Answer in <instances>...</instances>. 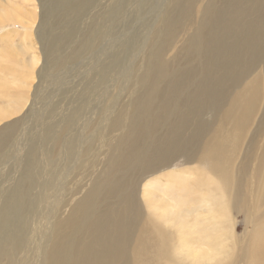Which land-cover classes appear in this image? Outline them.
Returning <instances> with one entry per match:
<instances>
[{
  "label": "bare ground",
  "instance_id": "obj_1",
  "mask_svg": "<svg viewBox=\"0 0 264 264\" xmlns=\"http://www.w3.org/2000/svg\"><path fill=\"white\" fill-rule=\"evenodd\" d=\"M183 1L167 0V6H169L161 9L157 14L156 19H159L160 23L156 26V35L161 34L163 30H171L172 24L176 25L181 21V7L186 3V0ZM70 3L71 5L76 4L77 0H71ZM75 7L80 9L79 5H75ZM257 13L259 14V12ZM257 13L253 15H257ZM8 16L7 11L1 14L3 19ZM257 19L250 30V26L245 27L247 28L246 32H249L248 38L251 42L264 37V31L260 29L264 28V25L258 24L260 17ZM227 22L232 25V28L227 29V32H235L234 22L232 20ZM241 31V29L238 30V32ZM221 32V30L218 32L216 29L210 28L208 35L203 39L204 47L207 46L211 53L215 52L218 55L226 56L227 61H216L210 69L211 72L198 73L199 76L194 79L193 88L184 87L187 90L185 92L183 90L186 78L190 77L195 69L187 71L188 74L182 72L184 71L182 69L180 71L182 73L177 79H171L167 74L159 72L156 58L146 52L143 70L137 78L140 76L147 78L145 85L150 88H153L158 82L166 80L164 98L160 102V106L156 103L153 108L145 106L141 98L149 99L151 92L143 94V85L134 84L138 86L135 91L132 88L134 85L125 90H129V96L137 93L141 95V98L138 95L139 97L135 100L121 102L118 106L113 107L101 108L97 106L93 117L88 119L90 122L92 118L96 117L94 122L90 124L91 122L84 120V117L83 122L80 123L83 125V130L91 125V133H88L90 138L87 139L88 136L84 135L82 130V140L76 143V147L73 146L72 139L64 144V140L58 138L64 137V135H58V130L53 129L49 142L60 144L61 146L58 148L64 149L63 165L57 164L59 167L53 168L49 163L52 154L56 153L53 148L44 149L37 154L32 153L28 162L20 169L21 177L15 174L19 177V183L22 182L27 191L23 189L21 195L17 196L15 193L10 195L11 191L8 190L10 191L8 198L22 207L28 199L30 201L28 188L38 182L39 175L36 178L37 173L31 171L37 161V155L40 154L42 161L45 162L42 164L44 174L47 167L52 170L50 172L54 177L51 181L44 182L45 191L42 193L44 196L36 199L39 203L36 206L40 210H38V214H34L35 218L29 221L30 236L25 237V233L18 232L19 240H23L21 243L14 241L12 246L19 249L23 242H29L32 245L31 251L34 257L38 258L39 264H155L153 261H156L160 256L163 259L162 264H238L241 262L264 264V205L262 204L261 208L250 213L247 219L250 230L245 234L232 235L234 230L231 229L232 219L230 218L231 212L234 215V212L249 211L254 204L257 208L258 202L262 199L261 195L264 193V101L262 100L264 98V61L260 60L261 70L254 73L243 88L233 90L232 86L236 84L237 79L234 78V75L240 73L243 75L241 78L245 80L249 75L250 67L244 69L243 72L234 68L236 64L232 63L237 61L236 59L232 60L233 56L231 55L234 52V49L231 50L234 48V40L226 37L225 32ZM226 38L232 40L231 49L224 42ZM156 48L153 49L155 56L159 55L163 45L159 44L158 49ZM260 48L264 50V48ZM250 50H252L251 47H247L245 53H250ZM200 52L206 57L210 55L206 52V48L201 49ZM76 53V49L68 52L61 62L52 66L54 71L49 76L52 75V78L54 73H59V71L64 75L67 74L69 64L73 62L75 64V60L78 58ZM208 58L213 59L212 56ZM33 59L36 58L32 56L31 61ZM37 62L38 59L34 60V64ZM252 63L255 66L254 60ZM215 66L219 67L220 73L215 71ZM130 71H132L130 64L127 67L120 66L115 73V80L122 82L123 76H125L123 80L128 77L132 78ZM66 76L63 77L67 78ZM51 83H56V78H52ZM107 83L109 86L117 85V82H111L109 79ZM45 85L47 87L49 84ZM9 86V82L0 80V92L8 89ZM230 88L232 89L230 90ZM175 90L178 92L179 98L172 100ZM155 95H157L156 92ZM16 98L19 100V97H15L13 103L18 106L20 105L18 102L21 101L16 102ZM260 99L263 101L261 118L251 132L239 162L231 167L234 155L238 150L235 151V146L239 147L254 114L257 113L258 106L261 107ZM167 102L171 105L165 108ZM0 110L3 108L0 107ZM80 113L79 108L74 107L68 114L69 120H77V115L79 116ZM252 113L254 114L252 115ZM190 120L194 121L192 125L188 126ZM217 122L220 124L229 122L230 125L222 130L217 127ZM160 125L162 126L161 133L157 129ZM47 129L51 130V126L49 125ZM245 140L247 139L245 138ZM95 141L97 149L92 147ZM99 142L103 143L107 149L102 148ZM17 144L19 147V141ZM5 146V143H0V149H4ZM15 147L16 144L13 149ZM74 147L77 150H74ZM17 149L19 150L20 147ZM108 150H110V154ZM91 151L96 159L102 154L103 160L109 162V166L115 167L117 171L113 175L111 174L112 170L108 171V174L107 170L97 173L90 182L88 181L90 185L83 193L77 197L75 194H71L69 198L67 196L65 199L62 197V192H66L69 183L65 175L71 176L75 172L73 169L77 168L86 170V167L83 166L85 154L88 155ZM60 153L61 151H59V155ZM177 157H183L185 161H193L196 158L205 159L210 170L218 174L217 181H214L215 178L211 179L202 175V172L197 182V190H203L206 199L211 200L207 204L210 205L211 215L206 221H199L195 216L197 201L194 196L192 199H187L184 204L181 201L184 198L181 199V196L177 195L174 198V203H171L164 197L165 189L163 187H166L163 185L162 190H159L156 186L157 181L162 179L177 183L182 171H178L176 175L173 171L168 174L161 171L157 175L155 174L156 176L153 174L147 179L146 188L142 189L143 203L141 201L138 204L132 201L131 186L134 188L140 177L147 173H157ZM89 160L87 159V161ZM37 163L39 166V161ZM54 163L56 164V162ZM35 168L36 166L34 170ZM186 171L189 172L187 169ZM144 172L147 173L143 174ZM12 181H14L13 178ZM181 184L182 182H180ZM72 195L73 198H71ZM135 200L137 201V199ZM30 202L33 203L32 197ZM34 204L31 207L35 209ZM140 204H143L145 209H140ZM64 206L67 209L60 212L59 209ZM141 210H143L142 212L147 211V217L140 213ZM209 222L215 223V231H209ZM9 228L11 229V227ZM19 228L12 227L16 231Z\"/></svg>",
  "mask_w": 264,
  "mask_h": 264
},
{
  "label": "rangeland",
  "instance_id": "obj_2",
  "mask_svg": "<svg viewBox=\"0 0 264 264\" xmlns=\"http://www.w3.org/2000/svg\"><path fill=\"white\" fill-rule=\"evenodd\" d=\"M70 2L71 0H0V80L10 83L8 89L0 92V107L3 108V110H0V143L6 145L4 149H0L2 150L0 153V264H39L38 258L34 257L31 251L32 245L29 242H23L22 247L19 249L12 246V243L14 241L22 242L23 239L19 240L18 238V232L25 233V237L30 236L29 221L33 220L35 218L34 214H38L37 212L40 210L36 205H39L38 198L44 196L42 194L45 191L44 182L51 181L54 177L51 173L52 170L48 167L44 174L42 164L45 162L42 161L40 154L37 155L39 166L35 161L31 168V171L37 173L36 178L39 175L38 182L35 181L37 183H33L34 186L28 188L30 201L32 197L33 203L28 199L27 203H23L25 206L19 207L8 197L13 193L20 196L21 191L26 189L22 182L19 183L18 178L21 177V167L28 162L32 153L37 154L44 149L53 148L56 153L52 154L49 163L52 164L53 168L59 167L57 164L63 165L64 149L58 148V146H61L60 144L49 142L53 129L58 130V135H64V137H58L64 140V144L72 139L73 146L76 147V143L82 140L83 125H80V123L83 122L84 117V120L86 119L89 122L88 119L93 117V112L96 111L97 106L101 108L113 107L118 106L121 102L135 100L139 96L141 98V95L137 93L129 96V90H125L134 84L143 85V94L148 91L151 92L149 99L141 98L145 106L153 108L155 103L160 106V102L164 98L166 80H162L153 88H150L145 85L147 78L142 76L137 78L143 70V60L146 52L156 58L159 72L167 74L171 79H177L182 72L188 74L190 69H195L196 72L191 73L190 77L186 78L184 82V92L187 90L184 87H194V79L199 76L198 73L211 72L210 69L216 61H227L226 56L218 55L215 52L211 53L207 46L204 47L203 39L208 35L210 28L216 29L218 32L221 30L228 35H225L226 37L234 40V48H232V40L224 39L230 49H234L233 54H231L233 56L232 60H237L232 63L236 64L234 68H237L239 72H243L244 69L250 67L249 75L245 80L241 78L243 75L240 73V77L233 74L234 78L238 79L235 78L236 84L232 86L233 90L243 88L247 80L254 73L261 70L260 60L264 61V50L260 48H264V37L260 40L254 39L255 44L248 38L249 32H246L247 28H245L250 26V30L259 17L258 24L264 25V0H186L184 7H181V21L176 25L172 24L173 28L171 30H163L158 35L155 33L156 26L160 23V20L156 19L157 14L161 9L166 8L167 0H77V3L73 5ZM75 5H79L80 9L76 8ZM4 11H7L9 15L6 19L1 17ZM256 13L257 15H253ZM231 20L234 22L235 32L229 31L228 33L227 29L232 28V25L230 23L229 25L227 21ZM223 26H226V28ZM240 29L242 31L238 32ZM260 29L264 31V28ZM198 42L200 43L198 44ZM159 44H162L163 48L159 51V55L156 54V57L153 49L156 47L158 49ZM250 44L254 45L251 46ZM247 47L252 49L248 54L245 53ZM204 48L213 59L201 54L200 50H204ZM72 49L77 50L76 55L78 58L75 60V64L74 62L69 64V72L65 74L67 78L63 77L65 76L64 73L59 71V73H54L56 76L52 77L56 78V83H51L52 75L49 76V74L54 71L52 69L54 64L61 62L63 57ZM32 56L38 59L37 63L34 64L36 59L31 61ZM252 59L256 62L255 66L252 65ZM257 59L259 60L257 61ZM129 64L132 70L130 73L133 77L123 80L125 77L123 76L122 82L115 80V73L118 68L120 66L127 67ZM214 68H216L217 73H220L219 67L215 66ZM134 73L136 74L134 75ZM109 75L110 77H108ZM108 79L111 82H117V85H107ZM45 84H49L48 88L45 87ZM137 87L136 85L132 86L133 91ZM155 92L157 95H155ZM15 97H19V100H17L18 98L15 99L16 102L21 101L18 102L20 103L18 106L13 103ZM178 98L179 94L175 90L172 100ZM262 100L264 101V98ZM262 100L260 99V102ZM263 101L260 103L261 107L258 106L257 113H252L254 116L239 147L235 146V151L238 150L234 155L235 158L231 167L239 162L251 132L258 125L261 118L260 114L263 112ZM169 105L171 103L167 102L165 108ZM74 107H78L81 113L79 116L77 115V120H69L68 114ZM95 118H92L91 123H89L92 124ZM193 121L190 120L188 126L192 125ZM49 125L52 131L47 129ZM229 125V122L224 124L217 122V127L222 130H225ZM160 128H162L161 125L157 128L159 133H161ZM21 131L24 133L21 134ZM83 131L84 135L88 136V133H91V125ZM11 135L12 137H10ZM89 138L90 135L87 139ZM18 141L20 149L16 150V148H19L17 146ZM231 141L234 140L231 139ZM15 144L16 147L13 149ZM96 144V141L93 142V149H97ZM99 145L107 149L103 146V143L99 142ZM232 146L234 145L232 144ZM75 147L73 149L77 150ZM59 151H61L60 155ZM108 153L110 154V150H108ZM15 154L18 156L16 157ZM84 159L83 166L86 167L87 171L85 168H77L78 171L73 169L75 172L71 176L65 175L67 177L65 179L69 181L66 188L67 194L62 192V197L65 199H67V196L69 198L71 194H75V197H77L83 193L90 185L91 178L97 173L107 170L108 174V171L111 172L112 170L111 174L113 175L117 171L115 167L109 166V162L103 160L102 154L96 159L93 151H91L88 155L85 154ZM87 159L90 160L87 161ZM172 161L171 164L163 167L157 173L144 172L143 174H147L139 178L140 180L135 187L131 186V191L134 193L131 194L132 201L138 204L141 201L143 203L141 198L142 189L146 188L145 183L153 174L156 176L161 171L162 173L167 172L166 174L173 171L176 175L178 171H182L177 183L162 179L157 181V188L162 190L164 185L170 190L169 192L163 187L165 189L163 192L164 197L169 199L171 203H174V198L177 195L181 196V199L184 198L181 200L184 204H186L187 199H192L194 196L197 201L195 216L199 221L208 220L211 213L210 205L207 204L211 200L206 199L203 190H197V182L202 172V175L211 179L215 178L214 181H217L218 174L210 170L207 160L202 158L185 161L183 157H177ZM12 178L14 181H12ZM101 178H103L102 175ZM180 182H182L181 185ZM73 197L72 195L71 198ZM261 198L257 208L254 204L249 211L234 212V215L231 212V229L234 230L232 235H242L250 230L247 219L252 211L255 212L261 208L262 204L264 205V193ZM35 201L36 204H34ZM33 204L36 206L35 209L31 207ZM65 207H61L59 211L66 210L67 207ZM140 209H145L143 204H140ZM142 211L139 212L146 216L147 211ZM214 224L213 222L208 223L209 231L216 230ZM14 226L20 228L16 231L12 229ZM153 263L162 264L163 259L160 256ZM238 264H244V262Z\"/></svg>",
  "mask_w": 264,
  "mask_h": 264
}]
</instances>
